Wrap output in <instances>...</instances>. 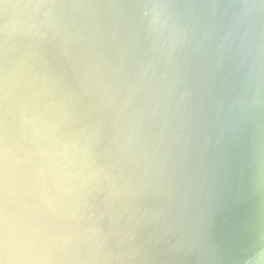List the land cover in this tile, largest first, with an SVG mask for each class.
Segmentation results:
<instances>
[{
    "label": "clouds",
    "instance_id": "obj_1",
    "mask_svg": "<svg viewBox=\"0 0 264 264\" xmlns=\"http://www.w3.org/2000/svg\"><path fill=\"white\" fill-rule=\"evenodd\" d=\"M0 264H264V0H0Z\"/></svg>",
    "mask_w": 264,
    "mask_h": 264
},
{
    "label": "water",
    "instance_id": "obj_2",
    "mask_svg": "<svg viewBox=\"0 0 264 264\" xmlns=\"http://www.w3.org/2000/svg\"><path fill=\"white\" fill-rule=\"evenodd\" d=\"M230 224H231L230 219L228 218L227 215H225V216L222 218L219 227H220V229H221L222 231H227V229L230 227Z\"/></svg>",
    "mask_w": 264,
    "mask_h": 264
}]
</instances>
